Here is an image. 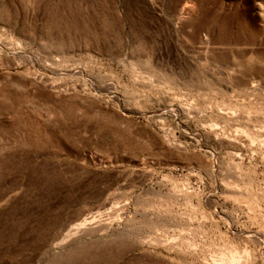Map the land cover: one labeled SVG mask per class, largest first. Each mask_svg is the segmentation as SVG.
<instances>
[{
  "label": "rangeland",
  "instance_id": "1",
  "mask_svg": "<svg viewBox=\"0 0 264 264\" xmlns=\"http://www.w3.org/2000/svg\"><path fill=\"white\" fill-rule=\"evenodd\" d=\"M0 264H264V0H0Z\"/></svg>",
  "mask_w": 264,
  "mask_h": 264
}]
</instances>
